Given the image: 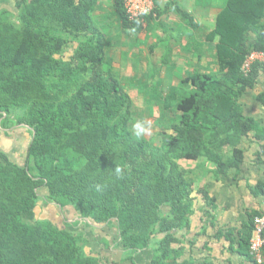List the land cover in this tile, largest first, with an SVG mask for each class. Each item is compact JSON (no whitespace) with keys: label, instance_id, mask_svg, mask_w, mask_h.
Here are the masks:
<instances>
[{"label":"trees","instance_id":"trees-1","mask_svg":"<svg viewBox=\"0 0 264 264\" xmlns=\"http://www.w3.org/2000/svg\"><path fill=\"white\" fill-rule=\"evenodd\" d=\"M110 1L121 28L141 27L128 21L124 0ZM99 5L14 0V11L0 10V125L31 134L22 165L0 150V264H121L147 249L152 264L174 261L173 232L187 229L193 212L192 183L178 162L204 160L224 173L239 160L245 119L238 99L262 65L247 76L241 67L251 52L264 53V0L226 1L206 36L217 39L215 72L195 73L157 97L162 115L173 114L159 124V146L131 131L132 100L93 19ZM65 45L74 46L67 59ZM40 202L72 219L34 220ZM109 224L124 253L119 261L90 236ZM97 244L103 247L94 252Z\"/></svg>","mask_w":264,"mask_h":264},{"label":"crops","instance_id":"crops-1","mask_svg":"<svg viewBox=\"0 0 264 264\" xmlns=\"http://www.w3.org/2000/svg\"><path fill=\"white\" fill-rule=\"evenodd\" d=\"M226 1L153 0L156 18L144 17L136 31L122 28L129 36L138 34L139 48L130 45L131 41L124 48L126 63L148 66L139 71L140 79L151 76L161 82L157 87L162 92L160 98L167 97L172 88H178L195 73L215 72L217 39L210 42L206 36L212 31ZM99 2L98 9L101 0ZM111 44L108 37V49ZM108 57L113 60V56ZM260 65L255 85L238 99L245 123L235 147L241 154L234 166L219 173L204 160L178 162L192 183L193 212L187 229L173 232L178 243L171 248L178 254L172 256L174 261L167 260L166 264H254L243 248V239L252 228L253 218L264 213L261 195L264 185V65ZM249 125L251 128L247 129ZM231 152L232 147L224 148L223 154L229 163ZM100 230H104L108 239L100 242L106 245L101 253L121 260L124 253L114 248V230L110 227H100ZM101 247L97 244L91 249L96 252ZM152 261V249H147L121 264H152Z\"/></svg>","mask_w":264,"mask_h":264},{"label":"rangeland","instance_id":"rangeland-1","mask_svg":"<svg viewBox=\"0 0 264 264\" xmlns=\"http://www.w3.org/2000/svg\"><path fill=\"white\" fill-rule=\"evenodd\" d=\"M0 6H3V9L14 11V0H1ZM111 11V1L101 0V7L96 11L95 18L93 17V19L95 24L99 26L101 31L112 42L108 49V55L113 56L112 64L118 70L120 80L125 85L127 93L132 100L131 131L139 138L146 139L153 145L159 146L161 142L158 133L159 124H161V120H163V123L168 122L169 119L171 120L173 114H168V116L162 115L160 111L161 105L157 97H162V92L157 87L161 82L154 80L151 76L140 79L139 71H142V68L148 66L139 63L135 65L126 63L127 55L123 53L124 48L129 45L130 41V45L139 48L137 42L138 34H131L129 36L128 31L126 32V30L122 29L111 17ZM73 50V45H65L63 57L67 59L71 56ZM136 60L139 62V59ZM1 127L0 150L6 153L12 162L22 165L24 163L26 149L31 140V134L19 126L12 128V125L9 123H5ZM44 194V188L38 190L39 196ZM69 214V211L60 212L52 205L48 206V204L40 202L34 211V220L47 219L54 224L61 225L65 220L70 221L72 219ZM100 227L107 228L106 225L94 226L90 230V236H92L93 241L99 243L101 241L107 242L108 239L102 230H100ZM109 227L116 232V225L109 224Z\"/></svg>","mask_w":264,"mask_h":264},{"label":"built area","instance_id":"built-area-1","mask_svg":"<svg viewBox=\"0 0 264 264\" xmlns=\"http://www.w3.org/2000/svg\"><path fill=\"white\" fill-rule=\"evenodd\" d=\"M123 8L129 22L140 21L147 16H152L153 18L157 17L153 0H124ZM256 63L264 65V53L251 52L242 64V74L245 76L249 75L252 66ZM261 195L264 199V186L261 189ZM248 253L255 264H263L264 213L253 218Z\"/></svg>","mask_w":264,"mask_h":264},{"label":"clouds","instance_id":"clouds-1","mask_svg":"<svg viewBox=\"0 0 264 264\" xmlns=\"http://www.w3.org/2000/svg\"><path fill=\"white\" fill-rule=\"evenodd\" d=\"M120 171H121V170H120L119 168L116 169V173H117V174H119Z\"/></svg>","mask_w":264,"mask_h":264}]
</instances>
